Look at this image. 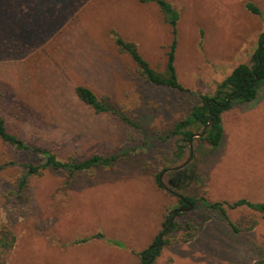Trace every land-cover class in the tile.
<instances>
[{
	"label": "rangeland",
	"instance_id": "rangeland-1",
	"mask_svg": "<svg viewBox=\"0 0 264 264\" xmlns=\"http://www.w3.org/2000/svg\"><path fill=\"white\" fill-rule=\"evenodd\" d=\"M166 1L179 15L175 66L184 90L148 82L114 41L117 33L135 43L164 73L173 37L154 2L0 0V112L9 131L62 161L119 157L74 175L45 169L21 188L22 164L44 157L0 139V240L15 238L12 248L0 243V264H142L179 196L198 200L174 220L193 224L195 237L185 242L184 229L165 235L154 264H253L264 256V213L225 207V219L201 202L264 203V87L255 101L222 114L216 149L204 136L190 142L202 127L178 129L236 67L253 64L264 0ZM78 86L135 125L95 113L77 97Z\"/></svg>",
	"mask_w": 264,
	"mask_h": 264
},
{
	"label": "trees",
	"instance_id": "trees-1",
	"mask_svg": "<svg viewBox=\"0 0 264 264\" xmlns=\"http://www.w3.org/2000/svg\"><path fill=\"white\" fill-rule=\"evenodd\" d=\"M156 3L164 14L166 23H168L172 30V44L170 51L167 54V62L164 73L156 72L150 64L140 54L138 47L135 43L124 40L117 33H113L114 41L119 49L127 53L138 67L140 74L150 83L164 86L171 89L184 90L183 86L179 83L178 75L175 66V52L177 47V23L179 20L178 13L172 8V5L166 0H145ZM248 10L253 14L259 15L260 11L252 4L247 5ZM264 87V31L259 35L258 48L253 56V64H241L234 69V71L226 77V79L219 84V87L214 95H204L202 97L201 105L195 107L191 113L190 120H185L178 125V129L187 127L190 124L204 128L211 124L205 130L204 138L214 148H218L221 145L223 139V127H222V114L231 109L235 102L248 103L253 102L258 98L261 89ZM77 97L87 106L94 110L95 113H113L118 116L121 121L126 124L135 125L124 113H120L113 108L107 98L99 99L97 95L89 88L84 86H78L75 89ZM173 131L172 134H175ZM190 133H187L185 138L190 139ZM0 139L3 143L11 146L17 152L32 153L44 157L41 164L23 163V168L26 169V175L20 180V187L25 188L28 184L30 176L39 175L45 169L64 170L70 175L76 173L88 172L97 167H111L115 165L119 157L116 155H93L90 158L78 161L71 159L68 161H62L58 156L44 148L34 146L26 142L17 134L9 131L6 121L0 112ZM3 167H0L2 169ZM180 171L179 173H182ZM185 173V172H183ZM186 174V173H185ZM182 175V174H181ZM185 177V176H184ZM196 181L203 183L202 178L198 175ZM156 183L159 188L163 189L164 185L161 181V175L156 176ZM192 205H196L198 200L186 196H181ZM203 206L210 211H219L225 219H227L226 208L237 209L247 206L248 208L264 213V203H251L247 200H239L238 202L228 204L226 202H210L205 197L201 198ZM187 208V205H182ZM174 213V212H173ZM173 213L164 223L165 229L161 234L168 235L178 230H188L183 240L189 242L195 237V233H191L190 229H193V224L188 223L185 226H180L177 222H171ZM184 215L185 213H180ZM204 221L208 218L202 215ZM237 231L238 228L234 227ZM158 237L155 242L144 250L140 254L142 264H154L155 260L161 255L162 247L168 244V240L162 242ZM9 239L11 242L9 243ZM15 238L11 233L5 236V240H0L3 247L8 246L12 248ZM161 244V246H159ZM253 264H264V256L257 259Z\"/></svg>",
	"mask_w": 264,
	"mask_h": 264
},
{
	"label": "water",
	"instance_id": "water-1",
	"mask_svg": "<svg viewBox=\"0 0 264 264\" xmlns=\"http://www.w3.org/2000/svg\"><path fill=\"white\" fill-rule=\"evenodd\" d=\"M211 122H212V120L209 122L208 126L211 124ZM208 126H207V127H208ZM207 127L204 128V131H203L202 133L194 135V136L191 138L190 142H192V140H193L194 138H196V137H198V138H199V137H203V136L205 135V130L207 129ZM191 150H192V147H191ZM183 167H184V165H182L180 168H183ZM170 192L173 193V194H175L173 191H170ZM181 200H184V201H185V199H184L183 197H181ZM193 208H194V205L191 204L190 207H189L188 209H179V210L174 211L171 222H174V220H175V218H176V216H177V214H178L179 212H180V213H185V212H188V211H192ZM164 236H165L164 234H161V236H160V238H159L161 242L163 241ZM159 246H161V244H159Z\"/></svg>",
	"mask_w": 264,
	"mask_h": 264
},
{
	"label": "flooded vegetation",
	"instance_id": "flooded-vegetation-1",
	"mask_svg": "<svg viewBox=\"0 0 264 264\" xmlns=\"http://www.w3.org/2000/svg\"><path fill=\"white\" fill-rule=\"evenodd\" d=\"M182 205H187V208H184ZM191 203L188 201L181 200V196H179V209H188Z\"/></svg>",
	"mask_w": 264,
	"mask_h": 264
}]
</instances>
